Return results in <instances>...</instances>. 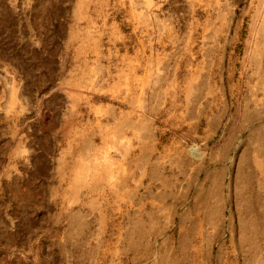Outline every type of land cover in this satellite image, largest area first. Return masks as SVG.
Wrapping results in <instances>:
<instances>
[{
  "label": "crops",
  "instance_id": "1",
  "mask_svg": "<svg viewBox=\"0 0 264 264\" xmlns=\"http://www.w3.org/2000/svg\"><path fill=\"white\" fill-rule=\"evenodd\" d=\"M74 14L64 89L85 116L63 119L53 189L79 235L168 242L192 195L199 225L203 205H241L231 230L264 264V0H80Z\"/></svg>",
  "mask_w": 264,
  "mask_h": 264
},
{
  "label": "rangeland",
  "instance_id": "2",
  "mask_svg": "<svg viewBox=\"0 0 264 264\" xmlns=\"http://www.w3.org/2000/svg\"><path fill=\"white\" fill-rule=\"evenodd\" d=\"M79 6L80 0H0V264H256L240 227L233 233L229 224L232 210L240 224L241 205L219 202L213 213L203 205L199 225L192 195L182 210L184 236L180 231L168 242L153 236L139 250L135 238L117 231L79 235L85 221L70 220L71 206L53 189L69 143L65 128L72 127L63 119L85 116V109L71 108L79 98L64 89L74 64L68 56L76 51L67 31Z\"/></svg>",
  "mask_w": 264,
  "mask_h": 264
},
{
  "label": "bare ground",
  "instance_id": "3",
  "mask_svg": "<svg viewBox=\"0 0 264 264\" xmlns=\"http://www.w3.org/2000/svg\"><path fill=\"white\" fill-rule=\"evenodd\" d=\"M250 236V235H249ZM248 237V236H247ZM243 244V243H242ZM185 245V244H184Z\"/></svg>",
  "mask_w": 264,
  "mask_h": 264
}]
</instances>
